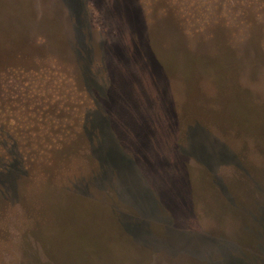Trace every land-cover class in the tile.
<instances>
[{
	"label": "rangeland",
	"instance_id": "374dc122",
	"mask_svg": "<svg viewBox=\"0 0 264 264\" xmlns=\"http://www.w3.org/2000/svg\"><path fill=\"white\" fill-rule=\"evenodd\" d=\"M169 2L0 0V264H264V0Z\"/></svg>",
	"mask_w": 264,
	"mask_h": 264
},
{
	"label": "flooded vegetation",
	"instance_id": "af4514ba",
	"mask_svg": "<svg viewBox=\"0 0 264 264\" xmlns=\"http://www.w3.org/2000/svg\"><path fill=\"white\" fill-rule=\"evenodd\" d=\"M174 1H179V0H170V2H169V4L170 5H173L174 4ZM203 2H204V0H202ZM185 2H188V0H185ZM206 4V3H205ZM181 5H185L184 4V2H183V0H181ZM191 5H195V0H193V1H190V2H188L187 3V5L186 6H191ZM17 81H19V80H16V82ZM7 82V81H6ZM20 85L21 86H19L18 84H9L8 85V87L7 88H5V92L6 93H9V92H12V90L10 89V90H8V88H12V89H14V90H20L21 88H22V86H23V84H22V82H20ZM25 85V84H24ZM13 86V87H12ZM16 88V89H15ZM8 90V91H7ZM17 92H21V90L20 91H17ZM19 104V103H18ZM18 104H17V107L21 110V111H23L22 109H23V106H18ZM6 106L5 105H3V104H1V106H0V108H5ZM9 112V111H8ZM18 114V112H15V114ZM9 114L11 115L12 113L11 112H9ZM12 116V115H11Z\"/></svg>",
	"mask_w": 264,
	"mask_h": 264
},
{
	"label": "trees",
	"instance_id": "16d2710c",
	"mask_svg": "<svg viewBox=\"0 0 264 264\" xmlns=\"http://www.w3.org/2000/svg\"><path fill=\"white\" fill-rule=\"evenodd\" d=\"M260 21H261V20H260ZM261 23H263V24H264V20H263V19H262V22H261ZM196 30H197V29H196ZM259 32H260V29H259ZM233 264H236V263H234V262H233Z\"/></svg>",
	"mask_w": 264,
	"mask_h": 264
}]
</instances>
